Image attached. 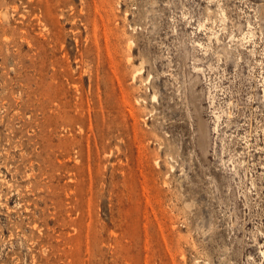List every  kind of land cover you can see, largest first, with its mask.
Returning <instances> with one entry per match:
<instances>
[{"label": "rangeland", "instance_id": "374dc122", "mask_svg": "<svg viewBox=\"0 0 264 264\" xmlns=\"http://www.w3.org/2000/svg\"><path fill=\"white\" fill-rule=\"evenodd\" d=\"M0 264H264V0H0Z\"/></svg>", "mask_w": 264, "mask_h": 264}, {"label": "bare ground", "instance_id": "6f19581e", "mask_svg": "<svg viewBox=\"0 0 264 264\" xmlns=\"http://www.w3.org/2000/svg\"><path fill=\"white\" fill-rule=\"evenodd\" d=\"M253 35V34H252ZM215 36V39L217 40L218 39V37H217V35H214ZM197 69V68H196ZM74 85V84H73ZM156 98H157V96H156V92H154V94H152V99L153 100H156ZM173 167V166H172Z\"/></svg>", "mask_w": 264, "mask_h": 264}]
</instances>
